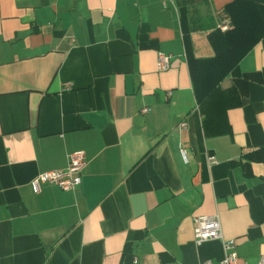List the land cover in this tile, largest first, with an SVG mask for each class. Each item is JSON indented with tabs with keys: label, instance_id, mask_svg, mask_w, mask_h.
<instances>
[{
	"label": "crops",
	"instance_id": "crops-1",
	"mask_svg": "<svg viewBox=\"0 0 264 264\" xmlns=\"http://www.w3.org/2000/svg\"><path fill=\"white\" fill-rule=\"evenodd\" d=\"M236 1L0 0V264H222V241L194 238L216 214L238 264H261L264 36L221 83L223 135L187 62L215 56ZM75 152L79 187L35 189Z\"/></svg>",
	"mask_w": 264,
	"mask_h": 264
},
{
	"label": "trees",
	"instance_id": "trees-1",
	"mask_svg": "<svg viewBox=\"0 0 264 264\" xmlns=\"http://www.w3.org/2000/svg\"><path fill=\"white\" fill-rule=\"evenodd\" d=\"M234 10H237L236 14H233ZM224 12L230 19V29L217 31L211 36L214 57L198 59L187 45V62L193 91L203 115V127L207 135L215 136L225 132L214 129L216 116L225 120L231 107L221 83L250 46L264 36V0H237L225 7Z\"/></svg>",
	"mask_w": 264,
	"mask_h": 264
},
{
	"label": "built area",
	"instance_id": "built-area-1",
	"mask_svg": "<svg viewBox=\"0 0 264 264\" xmlns=\"http://www.w3.org/2000/svg\"><path fill=\"white\" fill-rule=\"evenodd\" d=\"M171 67V57L160 54L158 59V70L164 72ZM148 113L147 109L143 110ZM187 124L183 123L182 128H186ZM184 161H187V152L185 149L181 150ZM214 163V159H210ZM86 160L83 152H75L69 156V164L67 169L49 171L40 174L33 182L37 191H39L41 184L47 183L59 187L63 191H74L81 185L82 171L85 167ZM194 238L197 245H201L208 241H222L225 250V257L222 264H238V255L233 251L235 247L234 241L225 240L221 219L219 215L202 216L194 219ZM203 264H212L207 261ZM264 264V259L261 260Z\"/></svg>",
	"mask_w": 264,
	"mask_h": 264
}]
</instances>
